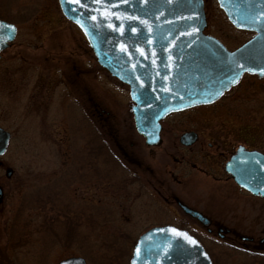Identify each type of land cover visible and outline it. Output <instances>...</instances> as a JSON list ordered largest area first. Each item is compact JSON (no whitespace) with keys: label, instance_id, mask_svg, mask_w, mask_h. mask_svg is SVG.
Masks as SVG:
<instances>
[{"label":"rangeland","instance_id":"rangeland-1","mask_svg":"<svg viewBox=\"0 0 264 264\" xmlns=\"http://www.w3.org/2000/svg\"><path fill=\"white\" fill-rule=\"evenodd\" d=\"M203 2L204 32L228 49L253 35L234 27L216 0ZM0 19L17 27L0 56V126L11 135L0 156V264H57L70 253L79 255L72 252L75 244L54 243L41 223L44 212L37 200L46 201L51 217L55 210L49 200L56 196L68 204L74 225L61 234L88 237L89 246L119 237L114 248L128 254L113 256L109 264H128L136 238L162 224L197 236L215 264H258L252 255L264 250L252 247L264 237V198H255L260 204L255 211L247 194L246 213L222 223L254 236L245 251L244 241L232 234L219 238L222 224L212 222L208 234L174 197L192 207L206 199L219 205L236 185L214 182L204 170L224 177L222 162L238 145L264 152V77L244 75L215 103L168 115L160 122V142L149 146L134 127L128 86L96 62L58 0H0ZM190 130L197 141L183 146L179 136ZM96 146L104 153L91 159ZM5 169L13 171L10 178ZM102 172L117 181H100ZM81 174L95 176L80 181ZM96 246L86 264H108L100 255L102 246Z\"/></svg>","mask_w":264,"mask_h":264},{"label":"water","instance_id":"water-1","mask_svg":"<svg viewBox=\"0 0 264 264\" xmlns=\"http://www.w3.org/2000/svg\"><path fill=\"white\" fill-rule=\"evenodd\" d=\"M216 1L234 27L253 32L235 49L229 50L216 37L204 32L207 20L203 0H127L126 3L107 0L100 4L83 0L86 7L76 0H58L64 17L85 36L96 62L128 86L134 127L149 146L160 142V121L166 115L215 102L237 85L244 73L264 77L260 72L264 69V16L261 15L264 0ZM96 9L110 10L114 15L105 18ZM93 16L98 19L93 20ZM246 16L251 24L244 20ZM15 35V24L0 19V53ZM234 77L237 82L230 83ZM196 139V132L186 131L180 135L179 142L188 146ZM9 140L10 133L0 126V155L5 153ZM225 171L236 184L264 197L263 152L238 146L226 161ZM10 173L8 169L7 175ZM181 207L207 224L200 213ZM170 228L187 234L196 244L168 231ZM133 262L212 264L193 235L171 224L155 225L142 232L132 247L128 264ZM57 264H86V261L82 256H68Z\"/></svg>","mask_w":264,"mask_h":264},{"label":"flooded vegetation","instance_id":"flooded-vegetation-1","mask_svg":"<svg viewBox=\"0 0 264 264\" xmlns=\"http://www.w3.org/2000/svg\"><path fill=\"white\" fill-rule=\"evenodd\" d=\"M197 141V139H196ZM195 141V142H196ZM194 144V143H193ZM100 147V146H99ZM245 147V146H244ZM247 148V147H245ZM250 149V148H247ZM235 150V149H234ZM234 150L230 151L228 153V156L224 159V161L222 162L221 168L223 170V172L225 173V176L222 177L220 174H215V172L211 171L208 172L206 169L204 170V172L207 173V175H210V178L212 179V181L214 182H220V181H224L227 182L228 180L233 181V179L231 178V176L226 173L224 171V164L225 162L229 159V157L234 153ZM3 163L0 160V167L2 168ZM192 167H195V165L192 164ZM211 169V168H210ZM7 170L5 169V176L7 178H10V176L13 174V171L11 170V173L9 174V176L7 175ZM203 170V169H202ZM233 183H235L233 181ZM235 189L227 194L224 195V197L222 198V201L219 200L218 202H221V204L219 205H213L212 200L211 199H206L204 200L205 202H201L198 204H194V206H189L188 204L182 202L179 198L174 197V201L177 203V206L182 210V212L189 217L190 219H194L199 221V219L196 216H193L191 213L185 212L181 205L179 204L180 202L182 204H184L185 206H187L188 208L195 210L197 212H199L200 214H202L207 221L209 222V225L213 222V223H217V224H222L223 222H227L229 220H232L234 218H239L238 216H241L242 214L246 213V208L249 207V200L247 198V194L249 196H252V201H255L256 197L259 196H255L253 194H251L250 192H248L247 190L243 189L242 187H240L239 185H237L235 183ZM1 188V193H2V197H3V188L0 185ZM246 197V198H244ZM242 199V200H241ZM241 200V201H239ZM239 201V202H237ZM255 211L258 209V205L260 206L259 202L255 201ZM247 206L245 207L244 205ZM220 209H222L223 211H220ZM250 210V209H249ZM248 214H250V211L247 212ZM254 212H252L253 214ZM217 232H218V236L219 238H225L227 234H232L233 236L239 238L240 240L244 241L242 243V249H244L245 251H249L248 246L245 244L247 243H251L254 240V236L251 235H242L239 230L235 229V228H230L227 227L225 225H217ZM207 233L210 234L211 233V228H209V226L206 227ZM234 239V238H233ZM252 248H258L263 249L264 250V237L259 238L258 240V245H254ZM210 253V252H209ZM211 259L213 264L214 263V258L212 257L211 253H210ZM253 257H263L264 259V252L261 253L260 251H254Z\"/></svg>","mask_w":264,"mask_h":264},{"label":"trees","instance_id":"trees-1","mask_svg":"<svg viewBox=\"0 0 264 264\" xmlns=\"http://www.w3.org/2000/svg\"><path fill=\"white\" fill-rule=\"evenodd\" d=\"M93 152H94V154H93V156H92L91 159H95V157H97V155H98L99 152L102 153V154L104 153L101 150V147H99V146ZM90 168L91 167H89V169ZM110 174H108L107 172H102V174L100 175L101 177L97 176V179H99V180L100 179H103V180H106V181H110V180L117 181ZM83 176L84 175L81 174V177H83ZM94 176L95 175H92V174L91 175H88V176L85 175L80 181H83L84 179H86L88 177L89 178H92ZM59 196H61V194H59ZM61 200H62L61 197H57V196L56 197H50V200H49L50 207H52L55 210V215H53L51 217H49L47 215V211H45L46 205L44 203H46V201L43 202L40 199L37 200L38 205H41L40 207L42 208V211L44 212V214L42 215L41 223L43 224L45 230L49 229L47 231V232H49L48 234L51 236L49 238H52V241L54 243H57L58 244V243L62 242V244L64 246H66L67 248H72L73 245L75 244L76 249L75 250H72L73 254H79V255L83 256L85 259H89L91 261H93L92 260V257H93L92 252L95 249V246L97 244L98 245L96 247L102 246V252H100V255L101 256H104L103 259L107 263L108 262H111L113 256H115V255H116V258L117 257H120V256L126 258L127 254H128L127 251L124 252V253L122 252V254H120L117 251V249L114 248L115 245L118 243L119 237H109L108 236V237H105L102 240L103 242L100 241L98 243L97 241H95L93 243V246H92V244H90V246H89L88 244H89L90 241L88 240L89 239L88 237H85L83 239L84 241H82L79 238L77 239L76 236L70 235V233L64 232V234H61L60 233L61 230H64L65 229L66 231H70L74 227V225L71 222V220H69V218H71V217L67 213L68 208H69L68 207V204L66 202L64 203V201L61 202ZM65 218H67V219H65ZM102 221H100L99 223H101ZM104 221H106V220H104ZM14 234L15 233H12V234L10 233V237H13ZM69 245H70V247H69ZM70 255H72V253H70ZM254 261L258 262V264H264L263 257H259V259L256 257L254 259Z\"/></svg>","mask_w":264,"mask_h":264},{"label":"snow or ice","instance_id":"snow-or-ice-1","mask_svg":"<svg viewBox=\"0 0 264 264\" xmlns=\"http://www.w3.org/2000/svg\"><path fill=\"white\" fill-rule=\"evenodd\" d=\"M123 2L126 3L127 0H123ZM76 3L80 4L81 7H86L87 6L86 4L83 3V0H76ZM93 3H96V4L107 3V0H93ZM96 11H98L100 13V16H103L105 18H107L108 16L114 15V13L111 12L110 10L100 11L99 9H96ZM261 15L264 16V12H262ZM254 18L255 17H253V19ZM92 19L93 20H97L98 17L97 16H93ZM125 19H135V18L134 17H125ZM189 19H191V17H189ZM244 20L247 21V24H251V22H252L251 20H249V18L247 16L244 17ZM234 23H240V22L239 21H234ZM247 24L241 25V26H247ZM9 27H12V26H9ZM141 54H143V53H141ZM247 70L248 71H253V69H247ZM260 72H261L262 75H264V69H261ZM236 82H237V79L235 77L230 81V83H233V84L236 83ZM159 231H164V229H160ZM168 231H171V232H173L176 235L185 236L186 239H188L190 243H192L193 245L196 244L195 240H193L191 237H188L187 234H185V233L178 232V230L175 229V228H170V229H168ZM140 251L141 250H140V248L138 246L137 249H136L137 255H139ZM133 264H135V262H133Z\"/></svg>","mask_w":264,"mask_h":264}]
</instances>
